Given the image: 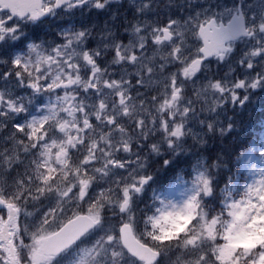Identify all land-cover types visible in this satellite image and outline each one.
<instances>
[{
  "label": "snow or ice",
  "instance_id": "obj_1",
  "mask_svg": "<svg viewBox=\"0 0 264 264\" xmlns=\"http://www.w3.org/2000/svg\"><path fill=\"white\" fill-rule=\"evenodd\" d=\"M0 264H264V0H0Z\"/></svg>",
  "mask_w": 264,
  "mask_h": 264
}]
</instances>
